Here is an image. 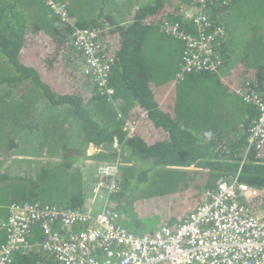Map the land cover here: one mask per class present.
<instances>
[{
	"label": "trees",
	"instance_id": "trees-1",
	"mask_svg": "<svg viewBox=\"0 0 264 264\" xmlns=\"http://www.w3.org/2000/svg\"><path fill=\"white\" fill-rule=\"evenodd\" d=\"M49 1L64 5L77 28L100 31L113 59L109 86L121 102L119 111L99 92L84 56L73 47L71 26ZM195 3L0 0V219L9 206L25 203L86 210V177L77 164L88 145L120 147L90 159L97 165L119 154L124 166L115 194L121 188H147L119 214L129 209L143 216L147 205L153 212L160 207L158 227L177 225L222 179L239 174L241 182L264 191V144L258 156L248 150L256 110L236 94L244 89L264 97V0L210 2L212 28L221 26L228 42L230 28L249 23L241 35L244 46L236 53L231 44H221V75L178 80L184 45L161 26L179 24L192 32L180 13ZM40 109L47 113L38 119ZM30 136V148L38 152L28 157L34 166L24 175L3 170L17 141ZM123 204L112 202V208L118 213ZM32 230L43 239L37 228ZM11 264L55 263L32 250L17 254Z\"/></svg>",
	"mask_w": 264,
	"mask_h": 264
},
{
	"label": "built area",
	"instance_id": "built-area-1",
	"mask_svg": "<svg viewBox=\"0 0 264 264\" xmlns=\"http://www.w3.org/2000/svg\"><path fill=\"white\" fill-rule=\"evenodd\" d=\"M212 1L195 0L193 7L180 13L192 32L179 24L161 26L184 45L175 74L178 80L191 74H219L223 69L221 44L227 34L221 26L212 28L208 16ZM48 5L71 26L74 49L84 56L99 92L111 101L113 59L106 53L100 31L77 28L64 5L52 1ZM236 94L256 110L248 150L254 148L258 156L264 144L260 141L264 138V97L244 89ZM126 129L131 133L134 125H126ZM119 148L114 144V150ZM101 150H112L111 145L100 146L97 153ZM123 166L119 154L111 162L96 165L94 180L88 183L91 199L84 211L28 203L9 206L7 216L0 219V264H11L17 254L32 250L45 253L55 264H264V216L260 217L264 191L241 182L239 174L222 179L177 225L137 234L120 224L110 201L118 191ZM100 193L105 194V201L94 213L92 205ZM253 213L259 215L256 223L250 220ZM33 227L43 239H36Z\"/></svg>",
	"mask_w": 264,
	"mask_h": 264
},
{
	"label": "rangeland",
	"instance_id": "rangeland-1",
	"mask_svg": "<svg viewBox=\"0 0 264 264\" xmlns=\"http://www.w3.org/2000/svg\"><path fill=\"white\" fill-rule=\"evenodd\" d=\"M249 26V23H243V25L234 26V28H230L229 36H230V42H228L229 39H225L223 42L226 43V45H232L234 47V50H236V53L240 52V49L244 46L243 44V38L241 37L242 33L245 32L246 27ZM238 56V55H236ZM225 61V57H224ZM223 71H221L217 75H221ZM45 113V114H44ZM46 111L44 109H40L37 115L38 119H41L46 116ZM6 129V128H5ZM19 137V136H18ZM21 138L17 141V148H15L9 155V158L7 160L6 165L4 166L3 170L7 171L8 173H14L16 175H24L26 171H28V167H33V163H30V159L28 157H35L38 152L34 150V148H30L33 145V136ZM35 141L38 140V136L34 137ZM30 143V146L27 147V144ZM36 146V145H35ZM89 153H92V151H89ZM85 156L80 157L79 159L81 162L89 161L88 152L85 151ZM78 166L84 167V164H77ZM77 166V167H78ZM91 166V165H90ZM95 172V171H94ZM91 174H85V179L83 182V188L87 191L88 197L87 200L90 202L91 199V192L90 188L88 186V183L92 182L94 180V175L90 176ZM146 187L142 186L138 189H133L132 187H128L126 191H124V188H121L119 194L112 195L110 197V201L114 202H124L125 206L123 204L122 207H120L118 214H124V212L127 210V208L130 209V205L134 204V200L137 196L146 195ZM101 195V196H100ZM149 196V195H148ZM138 200V199H137ZM105 201V194L100 193L95 197V202L92 205V210L94 213H97L102 208V205ZM151 201H157L156 199H151ZM132 207V206H131ZM191 208V206H188ZM133 208V207H132ZM153 208V207H152ZM150 205H147L146 208L142 209L143 216H140L139 213H135L134 210L130 211L128 209V213H125L126 215L122 216L119 214L120 218V224L126 228H128L131 232L137 233V234H146V232L143 231H152L158 228V225L160 224V218H163L161 214H159L158 211H160V207L156 208L157 212H153ZM125 209V210H124ZM192 211V210H191ZM134 213V214H133ZM190 213V212H189ZM187 213V214H189ZM136 214V215H135ZM186 214V215H187ZM185 215V216H186ZM175 224V223H174ZM144 226H150V228L147 229H138L140 227ZM152 227V228H151Z\"/></svg>",
	"mask_w": 264,
	"mask_h": 264
},
{
	"label": "crops",
	"instance_id": "crops-1",
	"mask_svg": "<svg viewBox=\"0 0 264 264\" xmlns=\"http://www.w3.org/2000/svg\"><path fill=\"white\" fill-rule=\"evenodd\" d=\"M178 1H181V0H169V2L172 3V4L175 3V2H178ZM177 71H176V73H177ZM110 102H112L114 104L116 111H119L118 110V107L121 105L120 100L118 98H114V96H112ZM114 144H116V143H114ZM114 144H111V149L112 150H114ZM98 148H99L98 146H94L93 145V147H92V145H88V147L86 148L85 151L88 152V156L87 157L89 158V161L81 162V160L78 159L79 160L78 164H81V163L84 164V167H83L84 168V171H83L84 174L95 175L94 171H95V165H96V163L93 160L90 159V156L91 155L93 156L94 154H96L97 151H98ZM89 151H92V153H89ZM86 195L88 197V193H86ZM143 232H149V231H143Z\"/></svg>",
	"mask_w": 264,
	"mask_h": 264
},
{
	"label": "bare ground",
	"instance_id": "bare-ground-1",
	"mask_svg": "<svg viewBox=\"0 0 264 264\" xmlns=\"http://www.w3.org/2000/svg\"><path fill=\"white\" fill-rule=\"evenodd\" d=\"M256 122V119L254 118L252 121H251V123H250V127H249V129H248V135L250 134V132H251V129H252V126L254 125V123ZM260 141L262 142V143H264V138L263 139H260ZM250 150H254V148H251ZM245 202H243L242 204H244ZM241 204V205H242ZM241 205H239V207L241 206ZM249 211L251 212V209H249ZM242 213H244V211H242ZM259 215H257L256 213H253V216H251L250 217V220L252 221V222H254V223H256L258 220H259V217H258ZM264 216V212L263 211H261L260 212V217H263Z\"/></svg>",
	"mask_w": 264,
	"mask_h": 264
}]
</instances>
